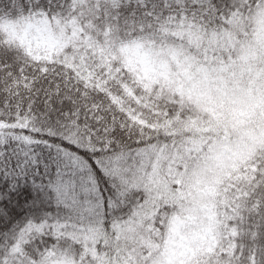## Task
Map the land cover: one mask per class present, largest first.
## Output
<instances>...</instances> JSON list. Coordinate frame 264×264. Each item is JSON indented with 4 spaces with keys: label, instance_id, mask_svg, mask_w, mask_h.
Wrapping results in <instances>:
<instances>
[{
    "label": "snow or ice",
    "instance_id": "6c2138e0",
    "mask_svg": "<svg viewBox=\"0 0 264 264\" xmlns=\"http://www.w3.org/2000/svg\"><path fill=\"white\" fill-rule=\"evenodd\" d=\"M0 264H264V0H0Z\"/></svg>",
    "mask_w": 264,
    "mask_h": 264
}]
</instances>
